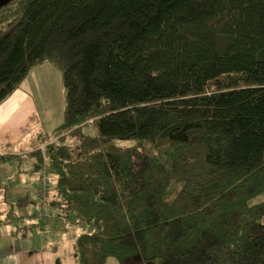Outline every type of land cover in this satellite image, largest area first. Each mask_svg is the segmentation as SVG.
<instances>
[{
    "label": "trees",
    "instance_id": "1",
    "mask_svg": "<svg viewBox=\"0 0 264 264\" xmlns=\"http://www.w3.org/2000/svg\"><path fill=\"white\" fill-rule=\"evenodd\" d=\"M46 63L64 117L32 172L49 171L51 214L87 228L78 264H264V0L1 6L0 104Z\"/></svg>",
    "mask_w": 264,
    "mask_h": 264
},
{
    "label": "crops",
    "instance_id": "2",
    "mask_svg": "<svg viewBox=\"0 0 264 264\" xmlns=\"http://www.w3.org/2000/svg\"><path fill=\"white\" fill-rule=\"evenodd\" d=\"M33 105V98L29 92L22 90L21 85L0 104V154L15 155L12 161L0 163V212L5 209V204L1 199L7 195V200L16 206L17 215L22 214L21 219L16 222L0 220V264H40L37 254L34 253L35 246L33 243L29 246L30 250L20 248L19 241L24 237L16 226L34 225V233L35 229L38 228L45 230V226L39 224L38 220L32 222L31 218L45 219V225L52 223V221L58 222V217L51 214L47 205L42 203L39 188L38 195L31 191L32 183L27 180L26 176L34 179L33 175L37 173L32 172L34 159H31L33 158L30 155L31 152L38 147L44 148L41 141L36 143L37 137L44 135L38 131L35 132L36 126L32 121L35 113ZM33 128L35 130L30 135L31 143L25 144L26 148L16 151L14 142L24 137ZM46 133L48 134V131H45L44 134ZM9 148L11 149L7 152ZM25 168L26 172H24ZM43 173L44 171L38 173L40 179ZM28 220L31 222L30 224L26 223Z\"/></svg>",
    "mask_w": 264,
    "mask_h": 264
},
{
    "label": "rangeland",
    "instance_id": "3",
    "mask_svg": "<svg viewBox=\"0 0 264 264\" xmlns=\"http://www.w3.org/2000/svg\"><path fill=\"white\" fill-rule=\"evenodd\" d=\"M21 88L24 92H29L33 98L35 113L32 121L36 126V130L33 128L24 137L14 142L15 144L13 145L16 151L26 148L25 144L31 143L32 138L30 135L34 130L43 135H47V133H44L48 131L49 135L53 128L60 125L63 122L65 106L63 73L61 68L56 64L46 63L35 67L30 71L28 78L21 83ZM27 117L29 118V116ZM87 130L93 133L96 131V128L89 126ZM37 140L36 143L41 141L40 135L37 137ZM118 142L121 144L127 143L120 140ZM24 172H26V169ZM26 176L27 180L32 183L31 191L38 195L40 175L38 176V173H34V179L28 175ZM175 192L176 187L172 186V196ZM31 219L32 222L38 220L39 224L45 226V230L35 229L34 233L27 237V239L22 238L19 241L22 250L24 248L30 250L29 246L33 243L35 246L34 253L37 254L40 264H78L73 253V244L75 238L81 232L87 230V228L78 224L73 218L68 220L58 218L57 223L51 220L52 223L47 225H45V219ZM26 223L30 224L31 222L28 220ZM107 264L118 263L115 259L111 258Z\"/></svg>",
    "mask_w": 264,
    "mask_h": 264
},
{
    "label": "built area",
    "instance_id": "4",
    "mask_svg": "<svg viewBox=\"0 0 264 264\" xmlns=\"http://www.w3.org/2000/svg\"><path fill=\"white\" fill-rule=\"evenodd\" d=\"M49 171L47 169L44 170L43 176L41 177L40 184H39V195L41 198H45L47 196V178H48ZM43 215V214H42Z\"/></svg>",
    "mask_w": 264,
    "mask_h": 264
},
{
    "label": "water",
    "instance_id": "5",
    "mask_svg": "<svg viewBox=\"0 0 264 264\" xmlns=\"http://www.w3.org/2000/svg\"><path fill=\"white\" fill-rule=\"evenodd\" d=\"M10 1H12V0H0V7L9 3Z\"/></svg>",
    "mask_w": 264,
    "mask_h": 264
}]
</instances>
